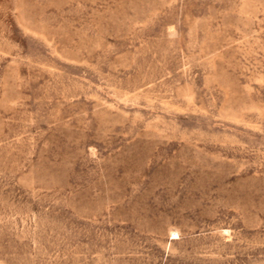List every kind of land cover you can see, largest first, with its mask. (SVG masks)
<instances>
[{
    "label": "rangeland",
    "instance_id": "obj_1",
    "mask_svg": "<svg viewBox=\"0 0 264 264\" xmlns=\"http://www.w3.org/2000/svg\"><path fill=\"white\" fill-rule=\"evenodd\" d=\"M0 264H264V0H0Z\"/></svg>",
    "mask_w": 264,
    "mask_h": 264
}]
</instances>
